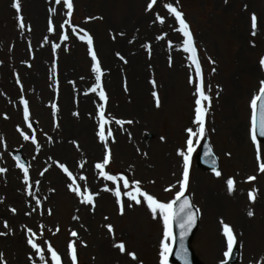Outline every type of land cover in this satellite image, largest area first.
Wrapping results in <instances>:
<instances>
[{"label": "rangeland", "instance_id": "rangeland-1", "mask_svg": "<svg viewBox=\"0 0 264 264\" xmlns=\"http://www.w3.org/2000/svg\"><path fill=\"white\" fill-rule=\"evenodd\" d=\"M12 2L0 0V168L6 170L0 173V232L6 233L0 235L3 264H52L49 246L61 264H72L69 243L76 249L77 264H160L162 221L158 215L153 218L142 197L135 204L123 193L132 190L133 181H140L141 190L161 202L173 199L183 165L177 151L186 148V129L197 127L192 123L195 68L181 49L183 37L174 30L179 25L165 3L177 7L189 25L210 97V105L204 102L205 134L191 155L185 192L200 210L190 247L201 264H223L228 258L223 221L236 238V264H264V173L259 172L249 136L250 100L264 80L259 65L264 56V0H157L151 11L145 10L148 0H72L71 17L62 2L20 0L24 29L18 26ZM253 14L258 19L254 36ZM157 15L164 23L156 20ZM50 18L52 33L47 30ZM66 19L69 24L61 29ZM81 29L93 38L107 95L104 115L110 123L105 131L110 128L113 136L107 141L111 161L105 170L128 179L129 189L119 179L115 184L104 180L95 168L104 155L96 136V113L102 102L89 91L95 75L87 45L79 39ZM61 35L68 39H60ZM53 44L58 45L55 54ZM21 97L28 102V123ZM53 104L58 108L55 117ZM117 119L125 123L118 125ZM205 140L218 159L220 177L197 165ZM261 149L264 162V144ZM13 152H20L27 164L28 185ZM60 164L81 192L88 188L93 204L81 203L69 190L72 180ZM248 176L256 179L248 181ZM228 178L235 181L231 195ZM105 187L121 189L122 214ZM168 188L171 191H165ZM252 189H256L254 202L247 198ZM210 195L218 200L212 213L205 200ZM235 205L246 211L242 229L236 226ZM29 238L41 248L43 262L27 244ZM120 243L124 253L115 246Z\"/></svg>", "mask_w": 264, "mask_h": 264}, {"label": "snow or ice", "instance_id": "snow-or-ice-1", "mask_svg": "<svg viewBox=\"0 0 264 264\" xmlns=\"http://www.w3.org/2000/svg\"><path fill=\"white\" fill-rule=\"evenodd\" d=\"M63 3V7L66 8L67 15L71 17L73 12V3L72 0H56L57 4ZM157 0H148L146 4V11H151L153 9V6L156 4ZM12 8L16 10V20L18 22V26L20 29H24L25 25L23 23V17L21 15V2L20 0H13L12 2ZM165 9H167V13L175 18V23L179 25L178 28H175L174 30L183 37L181 49L184 53H187V59L190 61L191 65L195 68V92H194V119L192 121L193 124H195L197 127L195 130L192 128L186 129L187 131V139H186V148L184 150L177 151V155L182 158L183 165H182V173L181 178L178 181L179 191L175 193V196L173 199L167 201V202H161L156 197H154L151 194H148L145 191L141 190L140 187V181H133L131 188V191H125L123 193L124 196L127 197L129 201L134 202L135 204H140L141 197L143 198V202L146 204L148 210L151 212L153 218H157V215L159 219L162 221L163 224V234L162 239L159 242L160 247V264H168V256L172 254L173 248L172 244L176 241V237L173 235L172 227L173 224L176 225V227L179 229V242L178 247L175 251L176 258L181 261V264H188L187 260V249L184 247V239L187 236L188 232L191 230L193 225L196 222L197 215L199 214V209H194L193 205L190 202V198L185 196V192L187 190L188 184H189V171H190V160L192 153L196 150V145L200 143V140L204 137L205 134V116L207 114L208 108L205 107L204 102H208L210 105V97L206 95L204 90V84H203V76H202V69L201 65L199 63V59L196 55V47L194 44L193 36L190 31L189 25L186 23L184 19V15L181 11L178 10L177 7H174L172 3H165L163 5ZM54 9H51L50 12H54ZM156 20L160 23H164L163 19L157 15ZM69 24V20H64L63 24L60 25V28L63 29L64 25ZM258 27V19L255 14L251 16V29H252V35H256ZM49 33H52L54 31L53 21L50 18L48 20V28ZM75 31V30H74ZM83 32V35L79 36V39L82 40L87 45V52L88 55L91 57V71L95 75V84L92 88L89 89V91L96 93L99 96V100L102 102L100 104V107L97 109L96 113V120H97V131L96 136L98 137L101 144L104 146V155L102 162H98L95 164V168L98 170L99 175L103 177L104 180L111 181L113 184L116 183L117 179L123 181V188L129 189V180L125 179L124 176L116 177L113 175H109L108 172L105 170L106 167L110 164L111 161V153L108 148L107 141L109 138L113 136L112 130L109 128L107 132L105 131V127L108 123H110V120L107 119L104 115V108L105 104L107 102V95L103 90L102 84H101V65L97 58V55L94 51L93 47V38L88 34V32L81 29ZM60 39L67 40L68 37L66 35H61ZM159 40L160 37H157ZM58 45L53 44L52 45V51L55 54L56 49ZM145 47H148L145 45ZM119 56V53H117ZM123 59V57H120ZM171 64V60L169 61ZM259 65L261 67V70H264V56H262L259 59ZM53 68H55V64H53ZM17 83L19 84L20 81L17 80ZM153 84V87H155V81H151ZM189 83H193V77H189ZM152 96L156 98V104L157 107L159 106V99L157 97V93L155 91L152 92ZM20 104L24 106L23 108V118L24 122L28 123L29 121V107L28 102L21 97ZM52 114L53 117H55L58 108L55 104L52 106ZM250 126H249V136L252 145L254 146L255 150V158L257 161V164L259 166V172L264 173V162H262V149L261 144L264 143V141H258V137L264 138V80H261L259 82V89L258 93L254 94L251 97L250 100ZM76 115V113H74ZM115 123L118 125H122L125 123L124 121H121L119 119L115 120ZM128 123H131L129 121ZM28 127L31 128V124H28ZM17 131H20L18 128ZM21 135L25 140L29 139V136L24 135L23 132H21ZM3 138L0 137V141H2ZM32 143L35 144L36 140L33 138ZM206 147L205 155L211 157V150ZM16 159V166L21 169L23 172V183L25 185H28L29 183V170L25 165L20 161L19 157H15ZM215 163V161H213ZM60 169L67 174L68 178L72 180V183L68 185L69 190L74 192L78 197L81 198V203L91 205L93 204V195L89 193L88 188L85 187L83 192H81L80 188L76 186V181L72 177V174L69 172V170L63 165H58ZM6 171L3 168H0V173H3ZM214 175L217 177L221 176V172L213 168ZM81 180H85L86 177L81 176ZM248 181L255 180V176H248ZM38 183V182H37ZM227 185V192L229 195L233 194L235 192V181L232 178H228L226 180ZM104 191H111L112 195L115 197V203L120 206L121 208V214L123 212V205L121 201V189L119 187L115 188L114 190L109 189L108 187H105L103 189ZM165 191H171V188L165 189ZM247 198L250 202H254L256 199V189H252L248 191ZM37 204H39V201H37ZM131 207V205H128ZM11 211L15 212V209H12ZM27 214V213H26ZM253 211L251 209L248 210L247 215L249 217L253 216ZM221 223L222 228V235L225 239L227 251H225L224 256L228 257L230 252L233 249L234 244L236 243V238L233 232V229L230 225L227 223H224L223 221ZM4 227L7 228L8 225L5 222ZM109 231H112L111 226H108ZM6 233L0 232V235H5ZM29 237L32 236L31 229L28 230ZM72 236H76V232L71 233ZM27 244L32 248L36 255L40 257L41 262L45 260V256L42 254L41 248L38 246V244L34 241V239L29 238L27 240ZM119 248V250L124 253L126 251L125 245L123 243H120L118 245H115ZM68 248V254L71 257L72 264H77V254L76 249L73 245V243H69L67 245ZM48 253L51 254L52 258V264H61L60 256L58 253L49 246L47 249ZM129 256L132 257L133 260L136 259V256L132 252L127 253ZM31 259V257H30ZM0 264H3L2 260V254H0Z\"/></svg>", "mask_w": 264, "mask_h": 264}, {"label": "water", "instance_id": "water-1", "mask_svg": "<svg viewBox=\"0 0 264 264\" xmlns=\"http://www.w3.org/2000/svg\"><path fill=\"white\" fill-rule=\"evenodd\" d=\"M258 141H264V138L258 137ZM205 146H207V148L210 149V147L208 146V143L205 142L203 147H202L198 163L203 169H213V168H215L217 170L218 163H217L214 155L212 154V151H211V157L205 155V151H206V147ZM13 156H14V158L15 157H19L20 161L24 165H26V163L22 160L19 152L15 153ZM213 161H215V163H213ZM197 224H198V216L196 218L195 224L193 225V227L191 228V230L188 232L187 236L184 239V247L187 249L188 264H199L196 261L194 255L192 253V250L189 247V244L191 242L192 236H193V234H194V232H195V230L197 228ZM172 229H173V235L176 237V241L173 243V252H172V254L170 256V260H171V262L173 264H181V261L178 260L176 258V255H175V251H176L177 247L179 246L178 245V242H179V229L176 227L175 224H173ZM237 259H238V250L236 248H233L232 251H231L229 260L227 261L226 264H235Z\"/></svg>", "mask_w": 264, "mask_h": 264}, {"label": "bare ground", "instance_id": "bare-ground-1", "mask_svg": "<svg viewBox=\"0 0 264 264\" xmlns=\"http://www.w3.org/2000/svg\"><path fill=\"white\" fill-rule=\"evenodd\" d=\"M211 195L209 197H206V199H205L207 201L206 208H207V211L209 213H212V210L216 208V203L218 202L217 198L214 196H211ZM232 199L234 200V202H236V199H234V198H232ZM231 205H233L232 201L230 202V206ZM232 208H234L233 211L235 213L236 226H238L239 228L242 229L244 224H245L246 211L244 210V208L239 207V205H235V207L232 206Z\"/></svg>", "mask_w": 264, "mask_h": 264}]
</instances>
